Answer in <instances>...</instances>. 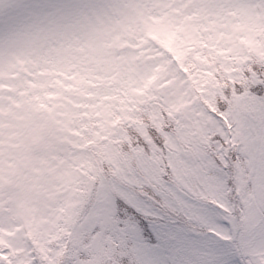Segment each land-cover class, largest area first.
Returning <instances> with one entry per match:
<instances>
[{
  "label": "snow or ice",
  "instance_id": "obj_1",
  "mask_svg": "<svg viewBox=\"0 0 264 264\" xmlns=\"http://www.w3.org/2000/svg\"><path fill=\"white\" fill-rule=\"evenodd\" d=\"M0 264H264V0H0Z\"/></svg>",
  "mask_w": 264,
  "mask_h": 264
}]
</instances>
